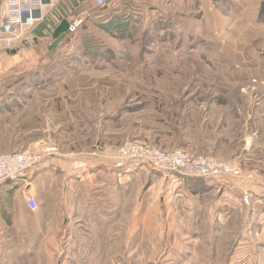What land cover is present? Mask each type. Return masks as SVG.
<instances>
[{"label": "rangeland", "instance_id": "rangeland-1", "mask_svg": "<svg viewBox=\"0 0 264 264\" xmlns=\"http://www.w3.org/2000/svg\"><path fill=\"white\" fill-rule=\"evenodd\" d=\"M71 11L75 30L18 43L0 68V156L119 161L138 142L237 172L201 178L208 189L185 178L179 196L163 171L120 161L124 193L107 178L119 209L98 207L95 220L58 185L32 210L9 183L0 264H264V0H80Z\"/></svg>", "mask_w": 264, "mask_h": 264}, {"label": "crops", "instance_id": "crops-1", "mask_svg": "<svg viewBox=\"0 0 264 264\" xmlns=\"http://www.w3.org/2000/svg\"><path fill=\"white\" fill-rule=\"evenodd\" d=\"M115 2L116 0H111ZM5 0H0V68H5L11 62V56H19L21 50L15 48V52H9L13 49L5 48L2 38H6L8 34L3 33L2 23L3 14L1 13L4 7ZM67 2V4H65ZM80 0H59L53 2V4L42 8L43 18L37 20L33 25L25 27L23 31V42L36 41L39 36L54 34V26L62 19L66 18L67 13H72L71 8L78 4ZM67 14V15H66ZM21 40V41H22ZM12 44L17 47L18 41L13 40ZM126 162L123 159L119 161L110 158L88 160V162H80L79 160L65 158V157H54L44 155L41 162L30 170L27 175L24 186L18 183L15 187L21 191L23 189V195L25 193L30 194L34 197L36 202H39L42 196V191L46 197L51 194L57 188V185L62 189V195L68 197L73 195L76 199L75 202L78 204V214H81L85 218L90 220L97 219L98 207H102L103 217L115 218V212L118 208L119 202L114 201L115 186L107 178H116V183L120 184V188L124 193L127 186L124 184L126 179H129L130 169L129 165L125 167L121 162ZM117 165H113V163ZM120 162V163H119ZM115 168V169H114ZM159 171V170H157ZM161 172V171H159ZM162 177L166 180L167 184L171 185L179 192L177 195H185L187 190H191L189 184L184 180L190 178L195 182L204 183L200 189L210 188V184L206 183L205 180L195 177H181L176 176L172 173L161 172ZM106 174V175H105ZM105 175V179L103 178ZM214 181V180H213ZM9 183H0V192L6 189ZM166 184V183H165ZM193 191L195 190L192 188ZM189 190V191H190ZM68 192V193H67ZM181 194V195H180ZM124 198V196H122ZM38 204V203H37ZM103 204V205H102ZM69 209V207H68ZM100 209V210H101ZM64 222H67L68 218L63 214ZM70 236H67V238Z\"/></svg>", "mask_w": 264, "mask_h": 264}, {"label": "built area", "instance_id": "built-area-1", "mask_svg": "<svg viewBox=\"0 0 264 264\" xmlns=\"http://www.w3.org/2000/svg\"><path fill=\"white\" fill-rule=\"evenodd\" d=\"M59 0H5L1 10L3 14V33L8 34L2 38L5 48L14 49L13 40L22 43L25 27L33 25L43 18L42 8ZM94 6L101 9L107 5V0H88ZM63 19V18H62ZM59 23V22H58ZM57 23V24H58ZM75 24V25H74ZM69 21V30H75L77 24ZM56 26V25H55ZM54 26V28H55ZM47 35V34H45ZM49 35V34H48ZM22 40V41H21ZM211 156L192 153L182 150L163 152L155 147H148L141 143H127L119 150L118 158L133 165H146L149 168L172 173L176 176H189L217 181L227 177H235L236 166L232 163L220 161ZM41 162L39 155L29 150L0 156V183L27 184V175ZM25 203L32 210L37 209V203L33 196L25 193Z\"/></svg>", "mask_w": 264, "mask_h": 264}, {"label": "water", "instance_id": "water-1", "mask_svg": "<svg viewBox=\"0 0 264 264\" xmlns=\"http://www.w3.org/2000/svg\"><path fill=\"white\" fill-rule=\"evenodd\" d=\"M68 26H69V21L66 18L61 19L54 28V35H61V34L68 32V28H69ZM15 51L16 49H13L9 52L13 53Z\"/></svg>", "mask_w": 264, "mask_h": 264}, {"label": "trees", "instance_id": "trees-1", "mask_svg": "<svg viewBox=\"0 0 264 264\" xmlns=\"http://www.w3.org/2000/svg\"><path fill=\"white\" fill-rule=\"evenodd\" d=\"M61 35H62V34H61ZM61 35H54V34L52 35V34H51V35H47V36H49L50 39L54 40V39H57L58 37H60ZM14 48H18V49H20L19 46H17V47L15 46Z\"/></svg>", "mask_w": 264, "mask_h": 264}]
</instances>
